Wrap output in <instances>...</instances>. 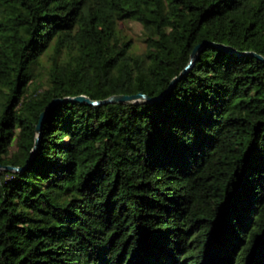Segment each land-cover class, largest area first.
<instances>
[{"label":"trees","instance_id":"16d2710c","mask_svg":"<svg viewBox=\"0 0 264 264\" xmlns=\"http://www.w3.org/2000/svg\"><path fill=\"white\" fill-rule=\"evenodd\" d=\"M143 27L135 52L122 23ZM160 102L56 99L143 92ZM264 0H0V264H264Z\"/></svg>","mask_w":264,"mask_h":264},{"label":"water","instance_id":"95a60500","mask_svg":"<svg viewBox=\"0 0 264 264\" xmlns=\"http://www.w3.org/2000/svg\"><path fill=\"white\" fill-rule=\"evenodd\" d=\"M230 50L233 53H237V54H241L243 56H252V57H256L262 61H264V56L256 53V52H246V53H239L238 51H236L233 48H230ZM203 51V46L199 45L197 46L193 53H192V57L190 60V63L187 65V67L184 69V71L176 78L173 79L171 85L165 90L163 91L160 95L155 96V97H150L149 95L140 92L137 94H132V95H126V94H119V95H112L109 98L105 99V100H94L86 95H79L76 97H68L65 99H56L54 100L50 106L46 109V111L42 114L41 116V120L40 123L37 127V141H36V146L32 151L31 157L29 158L27 164H29L31 162V160L33 159V157L37 154L40 142H41V136H42V131H43V125L44 122L47 118V115L49 113V111L55 107L56 105L62 103V102H74V103H87L89 105H93V106H101V105H107V104H115V103H153V102H160L162 101L171 91L172 89L176 86V84L178 83V81L184 77L189 70H191L195 64V61L197 59V56ZM1 169H5L8 171H15V172H22L25 170V167H16V166H2L0 164V170Z\"/></svg>","mask_w":264,"mask_h":264},{"label":"rangeland","instance_id":"374dc122","mask_svg":"<svg viewBox=\"0 0 264 264\" xmlns=\"http://www.w3.org/2000/svg\"><path fill=\"white\" fill-rule=\"evenodd\" d=\"M123 34L127 35L133 41V49L135 52H144L146 43L143 42V27L138 22L122 23Z\"/></svg>","mask_w":264,"mask_h":264}]
</instances>
